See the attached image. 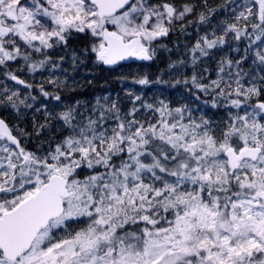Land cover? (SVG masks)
Wrapping results in <instances>:
<instances>
[{
  "label": "snow or ice",
  "instance_id": "1",
  "mask_svg": "<svg viewBox=\"0 0 264 264\" xmlns=\"http://www.w3.org/2000/svg\"><path fill=\"white\" fill-rule=\"evenodd\" d=\"M193 10L169 0H0V66L22 58L33 73L58 68L46 50L67 48L77 34L95 38L81 52L104 65L151 61L153 42ZM214 11L199 13V22ZM234 11L222 35L200 36L190 49L195 65L228 43L229 33L246 41L239 59L219 61L216 79L191 77L213 95V106L238 110L222 126L194 118L187 105L156 106L136 95L152 122L136 119V107L122 113L98 98L92 113L70 106L53 117L45 109L46 122L33 121L36 136L53 118L69 135L32 151L21 144L31 134L0 118V264H264V0H242ZM33 52L44 58L34 60ZM78 59L73 50V64ZM133 82L167 83L147 75ZM45 83L59 87L42 81L41 94L61 101ZM9 91L0 104L17 113L32 107L30 92L21 99ZM85 167L95 171L80 178Z\"/></svg>",
  "mask_w": 264,
  "mask_h": 264
},
{
  "label": "trees",
  "instance_id": "2",
  "mask_svg": "<svg viewBox=\"0 0 264 264\" xmlns=\"http://www.w3.org/2000/svg\"><path fill=\"white\" fill-rule=\"evenodd\" d=\"M169 2L177 6L178 10H182V6L185 4L192 5L194 10L183 20L175 21L174 31H170L167 37H161L153 42L156 52L151 61L125 60L117 65H104L95 60L94 53L83 54L81 52V49L88 48L91 43L95 42V38L90 39V34H77L69 38L67 48L59 46L46 50V55L51 57L53 62L59 64L58 68L53 69L49 64L33 73L29 71V65L25 64L22 58L8 62L7 68L0 66V101L5 99L2 94L5 88L10 90L9 94L11 91L18 90L21 99L29 92L35 97V100L28 99L26 101L32 107L26 108L21 105L19 113L11 106L5 107L0 104V116L7 121L10 127L19 125V128L24 132L31 134L27 141L22 139L21 144L32 151H35L37 145L42 142L45 145L52 142L54 147L55 143L69 135V130L63 121L55 118L48 120L49 127L41 131L38 137L33 128V121L37 125L44 124L46 122L45 109L53 117L66 111L70 106H76L77 111L81 113H92L93 110L89 108V105L93 106L98 98L101 105L108 107H111L112 102L115 101L122 113H127L131 108L136 107L139 109L136 119L140 120L155 122V116L150 109L142 107L141 102L135 100L136 95H140L146 104L155 105L158 101H164L171 108L187 105L192 109L194 118L199 119L203 116L213 122V127L217 123H221L222 126V122H227L230 113L234 114L238 110L219 106V101L217 102L218 106H213V95H204L196 89L191 84V77L194 74L198 79L203 76L204 79L201 81L203 83L216 79L219 61L226 56L239 59L246 41L243 38L240 41L233 40L232 33H229L225 38L228 43L210 50L209 57L200 58L195 65L192 63L190 49L200 36L213 31L218 36L222 35L224 27L222 22L229 24L235 22L234 9H236V4L241 3L242 0H206L207 7H205V0H169ZM209 9H215L209 20L206 23L199 22V13L203 12L208 15ZM182 26L184 31H181ZM235 49H240V51H235ZM73 50L79 57L75 64L72 60ZM32 56L34 60L44 58L43 55L35 52L32 53ZM61 57L63 60L60 59ZM250 64L249 60L243 67L248 69ZM6 71L16 74L20 79L32 84L33 87L28 89L24 85L17 84L6 77ZM145 75L150 80L159 78L167 83L139 85L133 82L134 78L139 79ZM50 79L56 80L59 87L48 83H45L43 87L45 91H55L59 94L61 101H55L51 96L44 97L41 94L39 85L42 81ZM178 80H188V83L177 84ZM61 81H63L62 85ZM204 101H208V103H203ZM36 109H40V111L37 112ZM143 110H145L144 113H142ZM14 134H16L15 131ZM113 159L115 160V157ZM97 167L99 168V166ZM93 171L95 170L85 167L80 178H83V175L92 174Z\"/></svg>",
  "mask_w": 264,
  "mask_h": 264
},
{
  "label": "rangeland",
  "instance_id": "3",
  "mask_svg": "<svg viewBox=\"0 0 264 264\" xmlns=\"http://www.w3.org/2000/svg\"><path fill=\"white\" fill-rule=\"evenodd\" d=\"M96 105H97V102H94L93 106H90V105H89V108H90L91 110H93V109L96 107ZM155 105H156V106H159L158 103H155ZM144 112H145V110L142 111V113H144ZM139 118H141V117H139ZM111 124L114 126V121L111 122Z\"/></svg>",
  "mask_w": 264,
  "mask_h": 264
},
{
  "label": "water",
  "instance_id": "4",
  "mask_svg": "<svg viewBox=\"0 0 264 264\" xmlns=\"http://www.w3.org/2000/svg\"><path fill=\"white\" fill-rule=\"evenodd\" d=\"M127 61H140V59H138V58H136V57H131V58H129V59H127ZM16 82V81H15ZM0 118H2L1 116H0ZM4 119V118H3ZM6 121V120H5ZM7 122V121H6ZM10 126V125H9ZM14 134V133H13ZM15 135V134H14Z\"/></svg>",
  "mask_w": 264,
  "mask_h": 264
}]
</instances>
